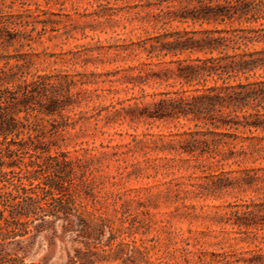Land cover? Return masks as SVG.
<instances>
[{"label": "rangeland", "instance_id": "rangeland-1", "mask_svg": "<svg viewBox=\"0 0 264 264\" xmlns=\"http://www.w3.org/2000/svg\"><path fill=\"white\" fill-rule=\"evenodd\" d=\"M39 4L45 13L35 14L46 21V29L38 34V25L28 46L1 45L0 55L31 61V74H66L76 90H86L87 101L71 117L88 116L97 106L118 110L113 122L102 120L94 130L90 119L81 123V132L69 130L59 142L71 158L84 157L88 164L90 187L73 185L65 195L105 218L112 231L82 240L85 247L76 233L48 228L25 245L24 262L67 264L75 249L93 253L95 264H203L222 253L232 259L259 255L264 262V101L258 119L263 128L239 129L228 137L209 134L186 119L154 120L127 112L162 93H193L180 89L169 56L149 58L141 48L147 38L198 29L179 24L181 0ZM19 11L17 3L2 9ZM252 79L264 80V71ZM114 109L109 107L108 114ZM200 150L205 151L201 156ZM241 222L251 224L238 226Z\"/></svg>", "mask_w": 264, "mask_h": 264}, {"label": "trees", "instance_id": "trees-1", "mask_svg": "<svg viewBox=\"0 0 264 264\" xmlns=\"http://www.w3.org/2000/svg\"><path fill=\"white\" fill-rule=\"evenodd\" d=\"M42 1L47 5L71 0ZM15 3L19 12L2 13ZM181 3L179 24L198 29L153 36L141 48L149 58L169 56L168 63L176 64L174 77L180 89L192 88L193 93H162L163 97L141 108L134 103L127 112L139 111L140 117L154 120L186 119L195 127L202 125L209 134L227 137L236 136L232 131L239 129L263 128L258 119L264 80L250 79L264 71V0ZM35 12L45 13L39 0H0V46L7 48L15 42L28 46L38 25V34L44 31L46 21H40ZM182 55L185 57L178 59ZM30 66L31 61L24 57L0 55V264H37L24 262L25 245L48 228L53 233L56 227L76 233L85 247L82 240L101 236L103 229L110 228L105 218L85 211L65 195L73 185L90 187L88 164L84 157L71 158L59 142H64L69 130L81 132V123L90 119L94 130L102 120L113 122L118 110L113 105L97 106L88 116L79 112L71 117L69 113L87 101V91L76 90L77 83L66 74H31ZM109 107L114 109L111 115ZM204 153L199 151L200 156ZM93 255L75 249L73 255H67V264H95L98 259ZM215 257L219 260L203 264H264L259 255L232 259L222 253Z\"/></svg>", "mask_w": 264, "mask_h": 264}]
</instances>
